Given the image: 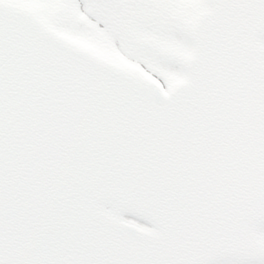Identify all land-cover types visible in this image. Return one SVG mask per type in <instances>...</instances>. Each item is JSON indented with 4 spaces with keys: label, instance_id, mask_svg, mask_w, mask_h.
Wrapping results in <instances>:
<instances>
[{
    "label": "snow or ice",
    "instance_id": "6c2138e0",
    "mask_svg": "<svg viewBox=\"0 0 264 264\" xmlns=\"http://www.w3.org/2000/svg\"><path fill=\"white\" fill-rule=\"evenodd\" d=\"M0 264H264V0H0Z\"/></svg>",
    "mask_w": 264,
    "mask_h": 264
}]
</instances>
